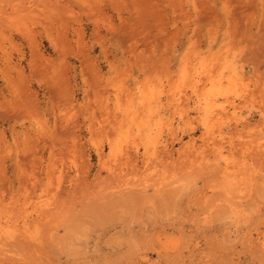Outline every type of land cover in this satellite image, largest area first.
I'll return each mask as SVG.
<instances>
[{"label": "rangeland", "instance_id": "374dc122", "mask_svg": "<svg viewBox=\"0 0 264 264\" xmlns=\"http://www.w3.org/2000/svg\"><path fill=\"white\" fill-rule=\"evenodd\" d=\"M0 264H264V0H0Z\"/></svg>", "mask_w": 264, "mask_h": 264}, {"label": "bare ground", "instance_id": "6f19581e", "mask_svg": "<svg viewBox=\"0 0 264 264\" xmlns=\"http://www.w3.org/2000/svg\"><path fill=\"white\" fill-rule=\"evenodd\" d=\"M183 97H186L187 98V96H183Z\"/></svg>", "mask_w": 264, "mask_h": 264}]
</instances>
